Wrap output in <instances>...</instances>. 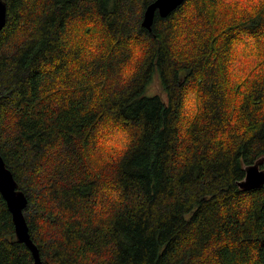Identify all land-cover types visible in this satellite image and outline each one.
<instances>
[{
  "label": "trees",
  "instance_id": "1",
  "mask_svg": "<svg viewBox=\"0 0 264 264\" xmlns=\"http://www.w3.org/2000/svg\"><path fill=\"white\" fill-rule=\"evenodd\" d=\"M6 0L0 154L44 264H264V0ZM157 78L163 94L148 95ZM0 264H34L0 193Z\"/></svg>",
  "mask_w": 264,
  "mask_h": 264
},
{
  "label": "water",
  "instance_id": "2",
  "mask_svg": "<svg viewBox=\"0 0 264 264\" xmlns=\"http://www.w3.org/2000/svg\"><path fill=\"white\" fill-rule=\"evenodd\" d=\"M185 0H155L145 10L142 25L148 30L152 29L155 13L166 18L171 12L176 10ZM8 6L6 0H0V32L7 22ZM263 161L258 160L246 168L245 178L238 183L240 188L251 190L264 185ZM0 193L7 202L15 223L17 240L25 243L31 250L34 257V264H44L40 250L34 242L24 210L28 204L25 192L19 187V183L14 177L12 170L7 166L0 154Z\"/></svg>",
  "mask_w": 264,
  "mask_h": 264
},
{
  "label": "rangeland",
  "instance_id": "3",
  "mask_svg": "<svg viewBox=\"0 0 264 264\" xmlns=\"http://www.w3.org/2000/svg\"><path fill=\"white\" fill-rule=\"evenodd\" d=\"M154 94H163L165 96V93L162 91L160 82L157 78H155L151 82L148 89V95H154Z\"/></svg>",
  "mask_w": 264,
  "mask_h": 264
}]
</instances>
